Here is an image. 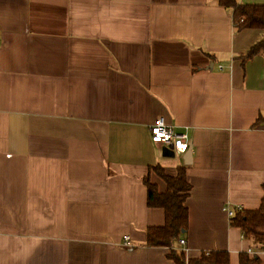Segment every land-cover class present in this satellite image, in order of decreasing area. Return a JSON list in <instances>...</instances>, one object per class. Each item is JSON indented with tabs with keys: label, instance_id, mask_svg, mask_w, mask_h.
Segmentation results:
<instances>
[{
	"label": "crops",
	"instance_id": "obj_1",
	"mask_svg": "<svg viewBox=\"0 0 264 264\" xmlns=\"http://www.w3.org/2000/svg\"><path fill=\"white\" fill-rule=\"evenodd\" d=\"M263 35L216 0H0V264H174L145 246L164 213L144 178L185 166L150 141L158 118L190 139L185 257L238 264L225 209L264 187V54L241 56Z\"/></svg>",
	"mask_w": 264,
	"mask_h": 264
},
{
	"label": "trees",
	"instance_id": "obj_2",
	"mask_svg": "<svg viewBox=\"0 0 264 264\" xmlns=\"http://www.w3.org/2000/svg\"><path fill=\"white\" fill-rule=\"evenodd\" d=\"M216 1L219 6L231 10L237 31L257 30L264 34V5L238 4L235 0ZM260 53L264 54V35L241 58L246 60ZM150 172L165 184L164 192H159L156 184L151 182ZM149 174L143 181L146 186V205L150 209L163 210L164 224L147 228L145 246L166 248L167 258L174 264H229L227 251L201 252L198 257L187 259L183 251L173 247L188 228L185 201L191 187L186 179V167H178L176 175L172 177L162 167L155 165L149 168ZM230 225L239 229L243 239L249 241L251 251L264 252V187L259 207L255 210H236L230 218ZM238 264H264V258L241 253Z\"/></svg>",
	"mask_w": 264,
	"mask_h": 264
},
{
	"label": "built area",
	"instance_id": "obj_3",
	"mask_svg": "<svg viewBox=\"0 0 264 264\" xmlns=\"http://www.w3.org/2000/svg\"><path fill=\"white\" fill-rule=\"evenodd\" d=\"M219 70L222 69L221 66L218 67ZM187 127L182 128V130H178L176 127L172 125L165 124L161 118L155 119L154 122L149 127V135L150 141L153 144L161 146L162 148H169L172 147V151L174 154L184 155L189 146H190V139L187 133ZM236 210H240L239 207L234 209L226 208L225 211L228 217L232 218L234 212ZM178 244L181 247V251H184L185 241L183 239L178 240ZM124 247H130L131 244L129 242V238L127 236L123 237V244ZM248 254L251 256L253 255H264V252H254L248 251Z\"/></svg>",
	"mask_w": 264,
	"mask_h": 264
},
{
	"label": "water",
	"instance_id": "obj_4",
	"mask_svg": "<svg viewBox=\"0 0 264 264\" xmlns=\"http://www.w3.org/2000/svg\"><path fill=\"white\" fill-rule=\"evenodd\" d=\"M163 155L167 157H173L174 153L172 151V147L162 148ZM183 163L185 166H188L191 163V147L189 146L187 152L183 155Z\"/></svg>",
	"mask_w": 264,
	"mask_h": 264
}]
</instances>
